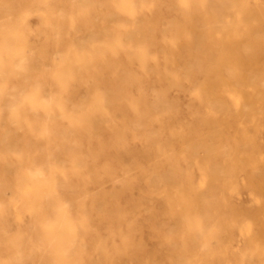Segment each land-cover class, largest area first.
Returning <instances> with one entry per match:
<instances>
[{
  "label": "bare ground",
  "instance_id": "obj_1",
  "mask_svg": "<svg viewBox=\"0 0 264 264\" xmlns=\"http://www.w3.org/2000/svg\"><path fill=\"white\" fill-rule=\"evenodd\" d=\"M0 264H264V0H0Z\"/></svg>",
  "mask_w": 264,
  "mask_h": 264
}]
</instances>
